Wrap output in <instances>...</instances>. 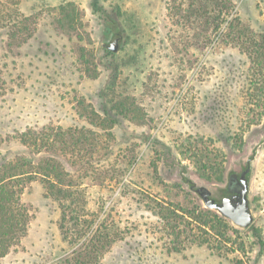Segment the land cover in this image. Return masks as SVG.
Listing matches in <instances>:
<instances>
[{
	"label": "rangeland",
	"instance_id": "rangeland-1",
	"mask_svg": "<svg viewBox=\"0 0 264 264\" xmlns=\"http://www.w3.org/2000/svg\"><path fill=\"white\" fill-rule=\"evenodd\" d=\"M247 160L237 249L193 240L191 185L219 199ZM27 161L62 172L17 181L0 264H80L88 224L115 236L92 264H264V0H0V173Z\"/></svg>",
	"mask_w": 264,
	"mask_h": 264
},
{
	"label": "trees",
	"instance_id": "trees-1",
	"mask_svg": "<svg viewBox=\"0 0 264 264\" xmlns=\"http://www.w3.org/2000/svg\"><path fill=\"white\" fill-rule=\"evenodd\" d=\"M68 5L72 4L70 2L65 3L60 5L59 8L64 20L70 24L74 14ZM48 168V166H42L41 168L38 164L33 166L28 161L25 163L16 162L14 165H9L6 170L0 173V256L7 253L26 228L27 211L19 200V193L23 187L18 186L20 182L17 181L24 179V177L29 180L34 175H40L42 170L46 171V176L52 173L54 179L59 181L62 170H60L61 172H54L53 168H51V171H47ZM58 183L61 186L56 190L53 189L55 184L53 182H49V186H47L52 196H55L54 193H59L63 198H67L72 194L73 184L71 182ZM171 213H174V210H171ZM187 213L194 212L187 211ZM188 217L191 218V216ZM61 218L62 220L66 218L64 210H62ZM192 219L198 225V228L201 230L200 232H202L196 238L193 237V240H198L199 243L206 244L210 249L217 251H220L222 247H230L227 246V243L231 244V248L237 249L233 246L232 234L238 232V229L233 227L227 218L213 209L200 207L197 215H193ZM89 222L90 220H88ZM253 231L259 245V253L264 254V239L257 229H253ZM86 235L88 236V242L82 240L78 244V254L82 251L85 252L84 259L81 258L79 260L80 264H92L93 260L115 239L114 234L112 235L106 227L91 229L90 224H88V227H85L83 233L77 237L75 242L78 243ZM87 245L88 250H85ZM239 245L242 249L243 242H240Z\"/></svg>",
	"mask_w": 264,
	"mask_h": 264
},
{
	"label": "water",
	"instance_id": "water-1",
	"mask_svg": "<svg viewBox=\"0 0 264 264\" xmlns=\"http://www.w3.org/2000/svg\"><path fill=\"white\" fill-rule=\"evenodd\" d=\"M109 48L112 51L116 50V39H114L109 45ZM248 171L249 160H247V165L240 175L238 185L233 188L228 185L227 190L232 194L224 196L220 199H216L211 196L210 189L204 185L195 186L192 184L191 188L198 194L206 208L216 210L219 214L229 219L236 226L245 228L253 220V214L247 196ZM230 175L233 174L231 173Z\"/></svg>",
	"mask_w": 264,
	"mask_h": 264
},
{
	"label": "flooded vegetation",
	"instance_id": "flooded-vegetation-1",
	"mask_svg": "<svg viewBox=\"0 0 264 264\" xmlns=\"http://www.w3.org/2000/svg\"><path fill=\"white\" fill-rule=\"evenodd\" d=\"M244 169L245 168L237 167V168H234L233 170H231V172L229 173L227 184L223 188H221V190H220V192H221L220 198L232 194L230 191L227 190L228 185H230L231 188L237 186L239 181H240V175ZM231 173L233 175H230Z\"/></svg>",
	"mask_w": 264,
	"mask_h": 264
}]
</instances>
